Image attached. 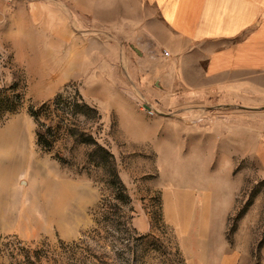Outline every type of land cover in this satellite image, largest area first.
<instances>
[{
    "label": "rangeland",
    "instance_id": "obj_1",
    "mask_svg": "<svg viewBox=\"0 0 264 264\" xmlns=\"http://www.w3.org/2000/svg\"><path fill=\"white\" fill-rule=\"evenodd\" d=\"M10 2L0 0V264H264V118L251 135L244 109L234 132L229 117L214 129L220 111L168 108L139 50L96 26L73 24L79 48L99 54L66 78L60 49L14 29ZM131 105L141 112H121ZM154 118L204 126V147L152 143ZM204 197L209 207L194 205Z\"/></svg>",
    "mask_w": 264,
    "mask_h": 264
},
{
    "label": "crops",
    "instance_id": "obj_2",
    "mask_svg": "<svg viewBox=\"0 0 264 264\" xmlns=\"http://www.w3.org/2000/svg\"><path fill=\"white\" fill-rule=\"evenodd\" d=\"M9 4L14 29L30 37L36 33L42 42L39 47L60 49L66 78H79L72 76L78 73L75 65L94 56L92 50L79 48L73 24L96 26L139 50L140 60L153 66L148 77L159 80L168 108L220 111L214 120L221 123L214 129L226 127L223 118L229 117L234 132L237 113L244 109L251 135L254 120L264 118V0H11ZM122 111L141 112L135 105ZM203 127L178 118L165 123L154 118L150 141L182 143L198 151L206 141ZM194 205L207 208L208 199Z\"/></svg>",
    "mask_w": 264,
    "mask_h": 264
},
{
    "label": "built area",
    "instance_id": "obj_3",
    "mask_svg": "<svg viewBox=\"0 0 264 264\" xmlns=\"http://www.w3.org/2000/svg\"><path fill=\"white\" fill-rule=\"evenodd\" d=\"M164 55L165 56H168L169 53L167 51H164ZM144 109H145V111H147L150 114H153L154 111H155V109H153V107L152 106H149V105H144Z\"/></svg>",
    "mask_w": 264,
    "mask_h": 264
},
{
    "label": "bare ground",
    "instance_id": "obj_4",
    "mask_svg": "<svg viewBox=\"0 0 264 264\" xmlns=\"http://www.w3.org/2000/svg\"><path fill=\"white\" fill-rule=\"evenodd\" d=\"M3 169V168H2ZM1 168H0V173H2L4 170H2Z\"/></svg>",
    "mask_w": 264,
    "mask_h": 264
},
{
    "label": "trees",
    "instance_id": "obj_5",
    "mask_svg": "<svg viewBox=\"0 0 264 264\" xmlns=\"http://www.w3.org/2000/svg\"><path fill=\"white\" fill-rule=\"evenodd\" d=\"M39 142H40V139H39Z\"/></svg>",
    "mask_w": 264,
    "mask_h": 264
}]
</instances>
